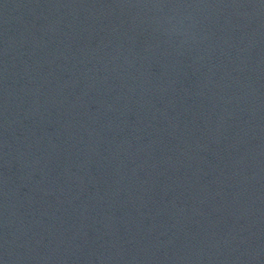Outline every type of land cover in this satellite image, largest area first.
Instances as JSON below:
<instances>
[{"label": "water", "instance_id": "obj_1", "mask_svg": "<svg viewBox=\"0 0 264 264\" xmlns=\"http://www.w3.org/2000/svg\"><path fill=\"white\" fill-rule=\"evenodd\" d=\"M0 264H264V0H0Z\"/></svg>", "mask_w": 264, "mask_h": 264}]
</instances>
